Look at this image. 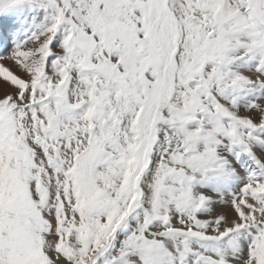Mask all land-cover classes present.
Wrapping results in <instances>:
<instances>
[{
  "label": "snow or ice",
  "instance_id": "6c2138e0",
  "mask_svg": "<svg viewBox=\"0 0 264 264\" xmlns=\"http://www.w3.org/2000/svg\"><path fill=\"white\" fill-rule=\"evenodd\" d=\"M0 264H264V0H0Z\"/></svg>",
  "mask_w": 264,
  "mask_h": 264
}]
</instances>
